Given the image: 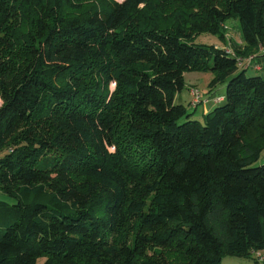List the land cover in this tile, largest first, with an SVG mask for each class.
Instances as JSON below:
<instances>
[{
	"label": "trees",
	"instance_id": "1",
	"mask_svg": "<svg viewBox=\"0 0 264 264\" xmlns=\"http://www.w3.org/2000/svg\"><path fill=\"white\" fill-rule=\"evenodd\" d=\"M260 46L264 0H0V264L260 262ZM190 72L226 88L199 118Z\"/></svg>",
	"mask_w": 264,
	"mask_h": 264
},
{
	"label": "rangeland",
	"instance_id": "2",
	"mask_svg": "<svg viewBox=\"0 0 264 264\" xmlns=\"http://www.w3.org/2000/svg\"><path fill=\"white\" fill-rule=\"evenodd\" d=\"M223 28L226 31L225 32V37L227 39L226 43L221 42L217 36H213L209 34H202L197 36L195 39V43L213 46L215 48L224 50L225 53L226 51L228 52L231 51L235 54L233 47L234 44L244 47V44L241 40L239 24L237 21L232 20L227 22L225 25H223ZM238 58L240 59L241 57ZM246 74L250 76L251 72L249 70H246ZM212 78L213 75L211 73L203 74L197 72H190V73H186L184 76L186 88L182 91L183 103L181 104L185 105L187 108H194V109L197 108V110L194 113L197 118L202 116V104L206 102L205 97L208 96L207 86ZM193 89L199 91L200 99H199V104L197 105H193L195 99L191 94V90ZM216 92L217 94H219V92L226 93V88H223V90L220 88ZM1 105H2V100L0 99V106ZM262 164H264V152L261 154V157L256 165H262ZM0 201L6 202L8 204L13 203V201L2 192H0ZM261 253L263 254L264 257V250L261 251ZM258 257H261V255L258 254ZM253 263L254 262L252 259H241L235 257H225L223 259V264H253ZM37 264H43V259L39 260Z\"/></svg>",
	"mask_w": 264,
	"mask_h": 264
},
{
	"label": "crops",
	"instance_id": "3",
	"mask_svg": "<svg viewBox=\"0 0 264 264\" xmlns=\"http://www.w3.org/2000/svg\"><path fill=\"white\" fill-rule=\"evenodd\" d=\"M256 66H258L259 69H256L255 68ZM249 71L251 72V75L260 74L264 78V54L254 55V57L252 59V62H251V68H249ZM182 98H183L182 94H180L177 97V101L183 103V99ZM205 98H206V102L202 104V114L210 112L216 106L221 104L223 99H224V93H222V92L220 93L219 92V94H217V92H216V94H213L211 97L210 96L209 97L206 96ZM258 254L261 255V257H259V260L260 259L261 260H260V262L257 261V264H264L263 254L261 252H259Z\"/></svg>",
	"mask_w": 264,
	"mask_h": 264
},
{
	"label": "built area",
	"instance_id": "4",
	"mask_svg": "<svg viewBox=\"0 0 264 264\" xmlns=\"http://www.w3.org/2000/svg\"><path fill=\"white\" fill-rule=\"evenodd\" d=\"M226 53L228 54V55H230V56H235V54L233 53V52H228V51H226ZM258 54H264V46H260V47H258V52H257ZM252 59H253V56H250V57H248V58H237V61H238V65L240 66V67H245V68H248V67H250V65H251V62H252ZM245 64H247V65H245ZM256 69H259V67L258 66H256L255 67ZM191 94H192V96L195 98L194 99V102H193V105H197V104H199V99H200V95H199V91L198 90H196V89H193V90H191ZM195 107V106H194Z\"/></svg>",
	"mask_w": 264,
	"mask_h": 264
}]
</instances>
